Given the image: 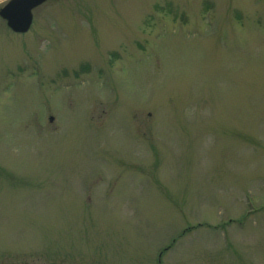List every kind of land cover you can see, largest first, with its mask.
Listing matches in <instances>:
<instances>
[{
  "label": "rangeland",
  "instance_id": "374dc122",
  "mask_svg": "<svg viewBox=\"0 0 264 264\" xmlns=\"http://www.w3.org/2000/svg\"><path fill=\"white\" fill-rule=\"evenodd\" d=\"M33 15L0 19V264H264V0Z\"/></svg>",
  "mask_w": 264,
  "mask_h": 264
},
{
  "label": "water",
  "instance_id": "95a60500",
  "mask_svg": "<svg viewBox=\"0 0 264 264\" xmlns=\"http://www.w3.org/2000/svg\"><path fill=\"white\" fill-rule=\"evenodd\" d=\"M47 0H9L0 8V17L15 33H26L32 23V10Z\"/></svg>",
  "mask_w": 264,
  "mask_h": 264
},
{
  "label": "flooded vegetation",
  "instance_id": "af4514ba",
  "mask_svg": "<svg viewBox=\"0 0 264 264\" xmlns=\"http://www.w3.org/2000/svg\"><path fill=\"white\" fill-rule=\"evenodd\" d=\"M49 1H51V0H49ZM33 19H34V15H33V17H32V23H33ZM6 24V23H5Z\"/></svg>",
  "mask_w": 264,
  "mask_h": 264
}]
</instances>
